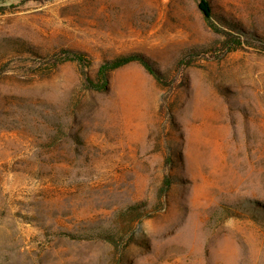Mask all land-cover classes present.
<instances>
[{"label": "rangeland", "instance_id": "obj_1", "mask_svg": "<svg viewBox=\"0 0 264 264\" xmlns=\"http://www.w3.org/2000/svg\"><path fill=\"white\" fill-rule=\"evenodd\" d=\"M227 32L264 0H0V264H264V53ZM131 52L162 80L84 87Z\"/></svg>", "mask_w": 264, "mask_h": 264}, {"label": "trees", "instance_id": "obj_2", "mask_svg": "<svg viewBox=\"0 0 264 264\" xmlns=\"http://www.w3.org/2000/svg\"><path fill=\"white\" fill-rule=\"evenodd\" d=\"M203 1V10L207 19H210V15L207 12ZM207 5V4H206ZM245 46L253 47L258 52L264 53V36L259 34H245V37L242 35H233L227 32V41L225 43V51H232ZM66 55L55 54L54 62H65L68 60L78 61L83 67L91 65V61L85 57V54L82 51L67 49L64 51ZM132 62H139L149 73L154 75L158 80H162V73L155 67L153 62L147 57L144 53L141 52H131L126 54H120L112 59L105 60L100 64L96 79L88 74L85 69H83L84 74V87L88 90H97L103 91L110 88V74L115 69L123 67ZM172 185V179L170 176H167L164 180L161 191L166 194Z\"/></svg>", "mask_w": 264, "mask_h": 264}]
</instances>
